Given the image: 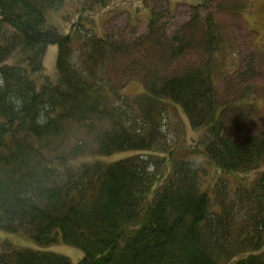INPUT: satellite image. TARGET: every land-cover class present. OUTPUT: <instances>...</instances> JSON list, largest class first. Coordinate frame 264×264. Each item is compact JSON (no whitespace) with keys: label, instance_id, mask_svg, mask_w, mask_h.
Returning <instances> with one entry per match:
<instances>
[{"label":"trees","instance_id":"16d2710c","mask_svg":"<svg viewBox=\"0 0 264 264\" xmlns=\"http://www.w3.org/2000/svg\"><path fill=\"white\" fill-rule=\"evenodd\" d=\"M150 1L0 0V228L83 251L4 241L0 264H264V55L238 64L220 17L249 30L253 1L203 0L178 27L150 9L139 33ZM124 9L130 38L96 35Z\"/></svg>","mask_w":264,"mask_h":264},{"label":"rangeland","instance_id":"374dc122","mask_svg":"<svg viewBox=\"0 0 264 264\" xmlns=\"http://www.w3.org/2000/svg\"><path fill=\"white\" fill-rule=\"evenodd\" d=\"M203 0H151L150 4L151 7L147 8L148 13H137V15L132 16V24H136V30L139 33L146 31L147 24L146 18L149 14L150 9L154 11H168L169 9L175 13L174 19L170 18L167 15L169 20H173L174 26L178 27L185 21L189 15L192 13L193 8L191 6H196L202 3ZM253 1V8L252 11L246 15V23L249 30L243 24H239V22H234L232 18L224 15H220L223 21H225L230 27L233 28L230 30L229 38H231L235 42V54H238V64H242L245 66V62L257 58L256 56L264 55V0H252ZM215 4V2L211 1V7ZM141 7L145 6L143 2ZM128 7V6H127ZM139 9V8H138ZM137 9V10H138ZM55 12V11H54ZM207 12V11H205ZM52 14L50 15V17ZM80 14L79 12L75 11L74 9H70L67 11H61L60 15L53 20V23L61 29L63 32H68L70 26V19L71 20H79ZM129 12L128 10L118 11L108 23L104 26L100 24L98 21V17H95L93 29L95 33L99 37H104L106 31L110 34H115L117 36H124L130 38L132 35V25L129 23ZM91 26V25H90ZM252 30V31H250ZM254 37V42L252 38ZM260 49L257 50V49ZM259 51V52H258ZM57 58H58V46L51 45L48 48V51L43 59V64L45 67V71L48 74L50 80L53 83H56L59 79V72L57 69ZM260 63L256 67H262ZM237 66V64H236ZM234 76L232 79H234ZM38 86L44 82L43 78H38ZM256 82L264 83V75L262 78L257 79ZM123 93L127 95H137L144 91V86L139 79H131L125 87L122 88ZM187 119V118H185ZM188 134L190 136H199L202 133L201 129L193 130L189 124H187ZM137 151H126L120 152L115 154L111 157L104 158L107 161L115 160L120 157H125L129 155L136 154ZM7 241L13 247L16 248H25V249H32V250H42V251H51L58 254H63L70 258L73 263H78L83 257V251L80 248L75 246L65 244V243H55L50 245H44L36 241L35 239L23 234V233H14L9 232L4 229L0 228V242ZM264 251L263 247L255 252L252 253H261Z\"/></svg>","mask_w":264,"mask_h":264}]
</instances>
